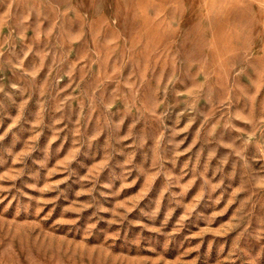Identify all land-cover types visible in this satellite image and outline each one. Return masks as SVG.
Wrapping results in <instances>:
<instances>
[{"label": "rangeland", "instance_id": "374dc122", "mask_svg": "<svg viewBox=\"0 0 264 264\" xmlns=\"http://www.w3.org/2000/svg\"><path fill=\"white\" fill-rule=\"evenodd\" d=\"M0 264H264V0H0Z\"/></svg>", "mask_w": 264, "mask_h": 264}]
</instances>
